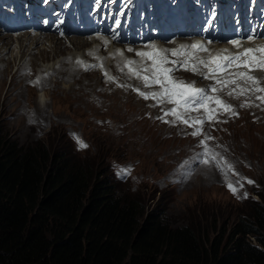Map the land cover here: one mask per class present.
I'll use <instances>...</instances> for the list:
<instances>
[{"label":"trees","instance_id":"1","mask_svg":"<svg viewBox=\"0 0 264 264\" xmlns=\"http://www.w3.org/2000/svg\"><path fill=\"white\" fill-rule=\"evenodd\" d=\"M27 145L0 126V264H264V206L217 225L166 218L119 192L69 144Z\"/></svg>","mask_w":264,"mask_h":264},{"label":"rangeland","instance_id":"2","mask_svg":"<svg viewBox=\"0 0 264 264\" xmlns=\"http://www.w3.org/2000/svg\"><path fill=\"white\" fill-rule=\"evenodd\" d=\"M0 36L4 35L0 34ZM46 41L50 43L49 40ZM16 46L19 47V41L13 39V47ZM97 55L93 54L95 58H99ZM60 59L61 56L49 62L40 61L39 66L57 64ZM112 59L111 56H108L107 61ZM132 59L130 58V60ZM98 61L89 62L88 65L92 63L98 65L99 63V65L104 66L107 62L106 59L102 58H99ZM115 62L119 66V70L122 71L120 68L122 61L115 60ZM17 69L18 65L14 64L12 74ZM102 72L105 73L106 71L102 69ZM19 73L22 72L19 71ZM97 74L99 75V73ZM177 74L178 79L183 78V80L187 79L188 82L191 80V83H197L194 81V77L190 78L189 75ZM108 75L114 77L112 72H108ZM41 76H47V74L42 73ZM50 77L55 79L56 76L51 74ZM19 78H22V74L19 75ZM173 78L178 80L176 77ZM8 79H11V74L8 75ZM34 80L36 81V79ZM198 81L202 82L200 79ZM26 82V86L23 84L20 88L15 89L10 99L7 98L8 100L6 99V96L10 94V92L6 94L8 84L0 88V126L5 127L10 136L23 145L35 141L46 143L50 141L60 147L69 144L79 158L90 159L91 163L102 172L111 171L115 183L119 187V192L130 195L137 194L145 201L149 209L165 201L167 204L166 218L172 224L188 223L193 212L208 214L209 218L216 215L217 225L220 226L225 220L233 222L241 213L246 211L252 213L255 207L264 206V136L260 137L258 134L264 130V112H261L263 117L259 122L251 120L241 122L248 115L254 117L252 106L254 102L264 106V101L258 99V96L264 95V93L242 94L240 96L234 95L236 93L233 95H229V92L224 93L221 98L223 97L222 100L225 103L232 105L236 112H240V109L243 110L228 121L226 118L231 114L219 112L217 119L204 123L201 136L194 137L191 135L194 128L183 123L172 124L171 121L174 117H165L169 121L167 123L164 119H160L164 116V111L168 110L164 108L165 104L157 105L154 100H146L139 95L136 89L143 92L159 91L153 87H145L142 79H140L139 85L133 84L131 88L124 84H120L124 85L123 87L114 86L113 91L118 94L116 97L110 95L107 100L102 97L99 98L106 103L104 116L107 117V123L102 122L105 125L91 124L89 119L91 114L75 108L72 105L71 96L63 95V91L69 89L65 86L67 84L70 86L73 81L68 80L67 84H63L61 87H53V85L50 87L51 83H49L50 86L47 85L46 88L42 86L38 88V85L36 86L34 81L31 82L30 79ZM95 90H99V88ZM106 90L108 93L110 92L109 87ZM23 92L25 94L21 95ZM93 92V88H91V94ZM18 95L20 96L19 99ZM41 98L44 99L43 102L45 100L50 101V106L47 107L49 110L46 113L47 117L42 112L39 113L32 109L34 102ZM2 102H7V107H2ZM169 105L171 108L174 107L172 104ZM241 105L247 106L241 107ZM199 110L189 113L186 118H203L205 116L204 109ZM245 110L248 112L246 113ZM35 118L36 120H34ZM73 134L87 143L88 147H79ZM205 137H212L207 142L210 141L215 145L218 158L222 160L227 158V162L233 165V170L225 169L223 172L215 173L208 169L209 172L217 174L218 177L215 175L216 178L210 181L207 171L205 174L198 173L189 181L188 177L195 172L194 169L200 165L203 159L202 156L198 158L196 155L197 158H194L193 163V160L189 162L190 165L182 174L174 173L178 161H186L185 157L191 154L203 153L204 145L201 142ZM233 142H238V149L230 147ZM193 147H195L196 153L192 151ZM247 150L253 158L257 156L255 159L260 162H253L251 159H246L248 162H242L238 155L239 151L244 153ZM125 166L130 167V174L121 171ZM249 179L254 183H248ZM229 182L238 187L237 193L234 194L228 188Z\"/></svg>","mask_w":264,"mask_h":264},{"label":"bare ground","instance_id":"3","mask_svg":"<svg viewBox=\"0 0 264 264\" xmlns=\"http://www.w3.org/2000/svg\"><path fill=\"white\" fill-rule=\"evenodd\" d=\"M187 13H188V10H186V9L181 10L182 15H186ZM193 20H194V18H193ZM168 22L171 23V21H168ZM188 23H189V20H187V19L179 21L177 23V26L174 29H172L171 37L175 36L178 38H183L184 36H188V33H185L183 31V28H182V25H187ZM0 34L4 35V36H0V88H3L6 84H8V88L6 89L8 92L6 94H8L9 92H10V94H8L6 96V99L8 97L10 99L11 95L14 94L13 93L14 90L17 88H20L21 85L24 84V86H26V83H27L26 81L28 79H30L32 82V81H35L34 79L37 80V78L39 77L40 83H34L36 86L38 85V88H39V86H42V87H45L47 85L50 86L49 83H51L50 87H52V85H53V87H61V86H63V84L66 85L68 80H71V81H73V84H71L70 86H69V84H67L65 86V88H69V89L66 91H63L64 92L63 95L64 96H67V95L71 96L72 105L75 106V108H79L80 110L88 113L89 115L91 114V118H89L91 124L105 125L104 123H107L106 122L107 117L104 116L105 115L104 111L106 109V103L102 102L99 98L102 97V98H105L107 100V99H109L110 95L116 97V95H118V94L114 93V91H113V87L116 85L124 84L126 87L131 88V87H133V84L140 83V79L131 75L129 73L128 67L125 68L126 67L125 63H126L127 59L129 58V60H130V58H133L132 56H136V47L138 45H135L132 48H126L123 55H114L113 59L111 58L112 60L107 61L108 56H111L110 52H112L113 50L107 51L106 46L104 44H102V47H101L97 43H93V42L89 41L87 38H82L84 36H82L78 32H75L74 34H70L69 30H67V33H65L64 35L43 33L39 37H37V36L35 37L33 34L28 33V31H24L18 37V39H16L19 41V47L18 46L13 47L14 37L10 33H8L7 31L2 29L1 27H0ZM5 34H7V35H5ZM52 35H54V36H52ZM86 35L89 36V34H86ZM113 35H115V33H113ZM56 37H58V38H56ZM75 37H78V38H75ZM113 37L114 38L116 37L117 42L119 41V39L116 35ZM59 38H61V39H59ZM67 38H69V39H67ZM47 39L50 41V43H47V41H46ZM155 39H157V38L151 37L149 39V45L154 44ZM159 39L166 44H173V41H171L170 37H168L166 34H162ZM130 40L133 41V40H136V38L132 36L130 38ZM178 41H179V39H178ZM177 48H178V46H177ZM93 54H95V56H96V54H98L97 57L102 58L104 60L106 59L107 62L103 66V68H100L99 66H97V67H93V68L86 70L84 66H82L80 63H78V61H83L84 65H88L89 62H97L99 58H95L93 56ZM59 56H61V59L59 60V62H57V64L55 63V64L47 65V66H46V64H44L42 66H39V64H41L40 61L49 62L52 59L54 60L56 57H59ZM175 57L176 56L172 55V58H175ZM114 59L122 61L120 63L121 65L119 64L120 68H122L121 69L122 71L119 70V68H118L119 66L116 65L117 61L115 62ZM132 60H134V59H132ZM197 60L198 59H196L194 61V63H196ZM124 61H125V63H124ZM140 61H141V58L139 57L137 59V62H140ZM122 63H124V64H122ZM14 64L18 65V69L16 72H14L12 74V67ZM91 65H93V63ZM98 65H99V63H98ZM37 66H39V67H37ZM135 66L139 67V65L137 63ZM174 67H175V71H173L171 73V75L173 77H176L178 79L177 73H179L180 75H189L190 78L194 77V79H195L194 81H196L198 84H202L201 87L203 89L208 90L209 95L217 96L216 95L217 92L212 93L210 91V89L213 87V80H215V79L211 80L209 78H206L204 75L199 74L198 73L199 71L193 72L191 70H186L180 64L175 65ZM102 69L105 70L107 73L112 72L115 79L109 80L105 76V74L102 72ZM19 71H21L22 73H19ZM28 73H30V74H28ZM42 73L43 74L46 73L47 76H41ZM97 73H99V75ZM10 74H11V79H8V75H10ZM20 74H22V78L18 79ZM51 74L56 76L55 79L50 77ZM198 79L202 80V82H199ZM178 80H183V78L178 79ZM186 80H183V81H185L186 83H191V80H190V82H188ZM28 82H30V81H28ZM30 84H32V83H30ZM107 87L110 88L109 93L106 90ZM152 87L155 90H160L159 85H153ZM91 88H93V91H94L92 94H91ZM96 88H99V90H95ZM22 90H21V92H22ZM19 91H20V89H19ZM1 92H2V90H1ZM24 94H25V92H23V94H21V95H24ZM258 94H260V93H258ZM19 95H18V99L20 97ZM43 100L44 99L41 98L37 102H34V106H32V109L39 112V113L42 112L43 115L46 116V113L49 112L47 107L50 106L49 105L50 101L45 100L43 102ZM224 100H225V98H224ZM52 101H53V99H52ZM164 104H165L164 105L165 109L169 110L171 108L169 103H164ZM7 105H8L7 102L6 103L2 102V107H4V106L7 107ZM252 106L254 109L253 114H255L254 117H250V115H248L245 117L246 119H242L241 122H244L246 120H251L254 122L261 121V119L263 117L261 112L262 111L264 112V108H259L258 106H261V107H264V106L259 105L257 102L256 103L254 102L252 104ZM19 109H20V107H19ZM30 110H31V108H30ZM241 110H243V109H240L239 111L241 112ZM164 112H167V111L165 110ZM240 112H237V113H240ZM245 112L247 113L248 110H245ZM23 114H24V112H23ZM232 117H233V115L232 116L228 115L226 118V121L231 120ZM36 118L34 120H36ZM37 121L39 122V120H37ZM102 122H104V123H102ZM222 122H224V120H222ZM222 122H221V124H222ZM258 134L260 135V137L264 136V130L260 131ZM237 146H238V142H233V144L230 147L238 149ZM207 147L212 152L217 153V148L215 147V145L213 143H210V141L207 142ZM192 151H195V153H196L195 147H193ZM198 151H197V153H198ZM190 152H191V150H190ZM196 155L197 154H191V155L185 157L186 161H183V160H182L183 162L178 161L173 172L177 173V174H182V172L190 165L189 162L191 160H193L192 163L194 162V158L196 157ZM238 155H239V158L242 162H248L246 159H249V160L251 159L253 162H260L259 160L255 159L257 156H255L253 158L250 154H248V150L244 153H241L239 151ZM187 157H189V158L187 159ZM226 161H228L227 158H226ZM189 169H190V167H189ZM208 169L210 171H214L215 173L223 172V170L220 167H218L215 164V162H210L209 164H204L203 162H201L200 165L198 167H196V169H194L195 172L188 177V180L189 181L192 180V178L195 175H197L198 173L205 174L208 171ZM215 173L209 172L208 177H209L210 181H212L214 178H216V176L218 177V175ZM202 177H203V175H202ZM206 180H208V179H206Z\"/></svg>","mask_w":264,"mask_h":264},{"label":"snow or ice","instance_id":"4","mask_svg":"<svg viewBox=\"0 0 264 264\" xmlns=\"http://www.w3.org/2000/svg\"><path fill=\"white\" fill-rule=\"evenodd\" d=\"M233 44L239 45V41L233 40ZM151 51H141L138 52L142 58H146L151 61V64L145 66L141 64L136 67V62L133 60L126 61V66L128 67L129 73L136 78L142 79L145 87H152L153 85H159V91H149L143 92L136 89L139 95L144 99H152L157 105L169 103L174 105L173 108L164 113L163 117L167 123L165 117L172 116L174 119L171 121L172 124L183 123L186 126L194 128L191 133L192 136H201L203 132V125L206 121H212L217 119V114L219 112L230 113L235 116L238 113L233 109V106L225 103L219 96L209 95L208 90L203 88H197L194 83H186L183 80H176L173 78L171 73L175 71V67H168L167 65L171 63L175 66L179 63L186 70H191L193 72L200 71V66L203 69H207V72H202L206 78L215 79L216 84L220 85L221 88L213 86L210 91L216 93L220 91L223 87L228 85H236L228 94L233 95L234 93L238 95L245 94L249 91H255L257 93H264V87L260 86V81L256 76L250 74L251 71L255 69L264 70V46L258 48H246L243 52L238 53L233 56L227 55H216L209 56L207 60L198 59L196 63H192V53H185L186 48H191L192 50H206L205 46L199 42L194 43L190 46L181 45L179 49H162L158 48L153 44ZM171 52L173 56H179L183 54L185 58L182 61H169L168 53ZM86 70L93 67H103V65H84L83 61H78ZM244 67L247 71H238L234 73H229L228 78L220 79L217 77V73L224 71L226 68L231 67ZM109 80H114L115 77L109 76L107 72L104 73ZM238 81H244L245 84H250L251 87H243ZM33 83H40L39 78ZM123 87L124 85H120ZM258 99L264 101V95L258 96ZM210 105H215L212 107ZM246 105H241L244 107ZM199 109H204L205 116L203 118H186L189 113ZM73 136L78 141V146L81 148H87L88 145L79 137ZM212 139V137H205L201 142L204 144L203 153L197 154L198 157H203L202 162L204 164H209L210 162H215V164L222 170L228 169L233 170V165L228 163L226 160L218 158V154L212 152L207 147V140ZM123 173L130 174L131 169L129 166H125L121 169ZM248 183H254L252 180H248ZM228 188L235 194L238 192V187L233 185V183H228ZM242 187V185H241ZM247 196V193H245Z\"/></svg>","mask_w":264,"mask_h":264}]
</instances>
